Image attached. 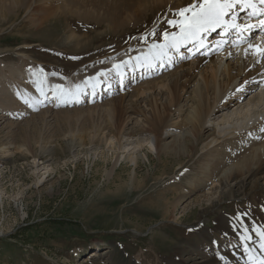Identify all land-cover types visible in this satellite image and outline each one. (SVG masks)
Here are the masks:
<instances>
[{"label": "rangeland", "instance_id": "374dc122", "mask_svg": "<svg viewBox=\"0 0 264 264\" xmlns=\"http://www.w3.org/2000/svg\"><path fill=\"white\" fill-rule=\"evenodd\" d=\"M38 1L35 14L47 6ZM16 10L10 13V19L0 21V94H4L0 95V264H169L179 243L194 251L191 257L189 251L186 253L193 258L188 264L210 258L218 248L212 244L211 248L210 240L196 230L194 223L201 206L189 204L201 193L185 196L187 200L176 211L177 222L170 220V213L164 219L161 209L163 202L167 201L169 206L181 196L188 179L194 173L199 174L200 167L207 162L209 153L200 144L212 129L204 132V136L201 133L192 156H181L182 169H176L179 161L176 156L170 154L159 160L157 151L152 152L147 144L140 153V157L144 154L147 157L141 158L136 166L128 158L131 146L120 148L112 140H104L105 129L115 127L118 122L117 112L109 116L105 106L124 101L129 91V96L134 97L136 87L146 80L136 82L131 77L130 82L122 84L115 76L112 88L93 104L86 100L69 104L68 100L76 98L69 95L67 102L51 105L49 98L41 101L40 96L35 101L37 87L21 73L31 71L35 76L43 69L47 78H56L66 90L69 87L76 91V84L98 69H92L97 65L93 64L95 58L87 59L85 51L72 50L69 45L73 44L67 42L65 35L68 29L79 34L93 33L90 40L94 41L85 47L97 51V59L108 52L118 58L119 52L123 53L133 43L144 46L159 39L148 34L154 28L158 33L168 28L163 21L170 10H164L159 19L148 25L138 42L120 39L121 35L114 30L111 33L107 19L100 25L92 19L60 14L42 22L40 27H33L36 23L26 6ZM146 35L148 40L144 42L141 38ZM24 41H28L30 48L23 49ZM40 42L45 46L39 45ZM99 46L108 50L103 47L101 51ZM103 66L99 69L104 70ZM167 72L170 71L148 80ZM90 107L97 108L94 115L88 112ZM123 120L124 116L122 124ZM172 140L173 137L165 138L164 134L161 142ZM190 143L193 145V141ZM234 201L224 200L218 210L237 215L253 206L246 199ZM186 205L191 206L185 209ZM217 216L218 213H209L205 224L213 229ZM214 236L219 239L221 251L233 246V239H220L222 234L217 231ZM102 240L109 242L100 248ZM94 250L98 254L91 257Z\"/></svg>", "mask_w": 264, "mask_h": 264}, {"label": "bare ground", "instance_id": "6f19581e", "mask_svg": "<svg viewBox=\"0 0 264 264\" xmlns=\"http://www.w3.org/2000/svg\"><path fill=\"white\" fill-rule=\"evenodd\" d=\"M9 1L10 3L0 0V5L2 4L0 21H7L11 18L10 13L18 10L19 6H26L27 11H30V15H32L30 17L34 24H37L33 27H40L42 22L54 19L60 14H70L73 18L80 16L87 20L92 19L100 25L104 19H107L108 23L110 22L108 24L110 32L114 30L121 35L120 39L129 41L135 39L136 42L143 36L146 27L164 14V10H170L169 17H172L175 10L192 3V0ZM37 1L47 4V6L35 14L38 11V6L35 5ZM258 7H264V5H258ZM240 16L243 21L249 20L244 13H240ZM261 18L264 17H253L250 22L255 23ZM73 30L70 28L65 33L67 42L73 44L69 46L74 52L85 51L87 59L95 58L93 64L97 62V65L91 68L98 70L97 73L94 72L95 70L93 71L94 75L84 76L78 85L76 84L79 86L78 95L76 98L70 96L69 104H76L84 100L92 104L95 103L102 95L104 96V92L108 88H112L115 76L121 79L122 84L130 82L131 77L136 82L146 80L143 82L144 85L142 83L137 85L134 97L129 96L131 92L129 91L125 94L126 97L129 96L128 99L125 97L122 102L118 101L117 104L110 102L105 106L107 115L113 116L117 112L115 119L118 122L116 120L115 127L109 126L105 129L104 140L110 139L114 145L120 148L131 146L128 150V158L136 166L141 158L147 157L146 154L140 157L141 150L147 144L152 152L157 151L159 160L170 154L176 156L179 159L176 169H182L184 166L181 163V156L184 154L192 156L196 151L201 133L204 136V132L212 129L200 144L204 152L209 153L206 158L207 162L200 161L203 163L200 172L199 174L194 173L188 179L187 186L183 187L185 193L184 191L180 192L181 196H177L169 206L165 200L161 209L164 219L170 213V220L177 222L179 216L176 211L179 205L184 204L187 200H185V196L188 193H201L189 203L201 206L198 220L194 225L198 233L210 240L209 246L212 248L214 245L218 250L210 258L194 260L192 264H258L259 260L264 259V249L261 248V244L264 243V236L261 235L264 233V132L261 131L264 128V61L257 63V58L250 54L251 50L246 57L245 49L248 48L249 43L264 48V32L255 29L251 34L242 33L239 37L213 33L206 39L207 47L199 52L192 45H188L187 48H182L178 54L170 53L171 60L165 57L162 62L163 66L160 61H156V68L148 69L147 67H137L138 62L135 57L147 52L150 44L142 46L133 43L130 47L124 48L123 53L119 52L118 58H113V55L108 54L111 52H108L106 56L97 59V51H92V47H85L89 42L94 41L90 40V37H94L93 33L92 35L91 33L79 34ZM116 40L118 39L116 38ZM225 40L228 42L223 43ZM237 40L239 42L234 44L233 41ZM155 42H159V39ZM217 42H221L220 47H217ZM36 43L38 44V42ZM29 45L28 41H24L22 47L27 49ZM39 45L43 46L44 44L40 42ZM83 47L85 48L83 49ZM103 47L99 46L98 49L102 51ZM105 50L108 49L104 47ZM181 56L190 58L181 59ZM123 61H129V63L122 67L121 75L112 71L107 76L99 77L98 80L92 79L97 77L98 73L108 72L114 64H120ZM0 65L2 66V64ZM100 65H105V69H99ZM14 70L13 72H15ZM166 71L170 72L156 79L148 80ZM21 73L32 80L33 86L37 87L40 72L35 76L30 74L31 71L23 72L22 70ZM43 73L46 75L45 70ZM46 81L47 85L44 88L46 95H41L38 91L35 101H38V97L41 96V101L49 98L51 105L67 102V96L59 97L50 91L51 86L64 84L57 82L56 78L46 77ZM85 81L89 83L86 84ZM64 88L66 89L65 85ZM68 88L67 90H69ZM190 88H192L191 91ZM240 88H243V91H237ZM8 91L7 93H9ZM86 94H89L90 98H87ZM21 97L23 96L21 95ZM95 109L97 108L90 107L88 112L96 113ZM79 110L77 109V111ZM176 114L177 116L174 118ZM121 115L124 116V124L120 122ZM164 134L165 138L173 137L174 140L162 143ZM191 141H193V145H191ZM226 199L235 200L234 202L246 199L253 206L251 209H242L237 215H231L224 210H218ZM189 206L191 205H186L185 209H188ZM171 209L172 211H170ZM211 212L218 213L213 229L205 224ZM214 231L222 234L220 239L223 237L234 240L233 246L229 247L228 251L219 249V239L214 236ZM247 236H250L251 239H245ZM108 242L102 240L100 248L107 246ZM200 243L204 244L203 241ZM181 245L179 243L175 254L169 258V264H188L191 258L186 253L189 251L190 257L194 255L191 248ZM90 254L91 257H95L98 253L94 250Z\"/></svg>", "mask_w": 264, "mask_h": 264}, {"label": "snow or ice", "instance_id": "6c2138e0", "mask_svg": "<svg viewBox=\"0 0 264 264\" xmlns=\"http://www.w3.org/2000/svg\"><path fill=\"white\" fill-rule=\"evenodd\" d=\"M258 5H264V0H192L189 5L175 10L173 17H168L163 21V23L168 25V28L163 29L159 33L154 28L148 34L153 37L159 36V42L151 43L147 52L135 57L138 62L137 67L155 69L156 61H160L161 66H163L162 62L165 57L171 60L170 53L178 54L182 48H187L188 45H192L199 52L207 47L206 39L213 33L239 37L242 33L251 34L255 29L264 32V18L258 19L255 23L250 22L253 17H264V7H258ZM240 13H244L249 20L243 21ZM141 39L147 42L148 36H144ZM227 42V40L223 41V43ZM238 42L239 40L233 41L234 44ZM220 44L221 42H217V47H220ZM249 50H251L250 54L257 58V63L264 61V48L249 43L248 48L245 49L246 57L249 55ZM180 58L186 59L190 57L181 56ZM128 63L129 61H123L120 64H114L108 72H100L97 77L92 79L98 80L99 77L107 76L112 71H115L117 75H121L122 67ZM51 75L57 74L52 73ZM85 83L89 82L85 81ZM46 85V75L41 69L40 79L36 85L37 91L41 95H46L44 91ZM50 91L59 97L77 96L79 86H76V91H73L71 89L66 90L63 85H53ZM237 91H243V88ZM77 102L79 101L77 100ZM25 103H28V101L25 100ZM261 131L264 132V128ZM261 235L264 236V233H261ZM245 239H251V237L247 236ZM261 248L264 249V243L261 244ZM258 264H264V259L259 260Z\"/></svg>", "mask_w": 264, "mask_h": 264}]
</instances>
